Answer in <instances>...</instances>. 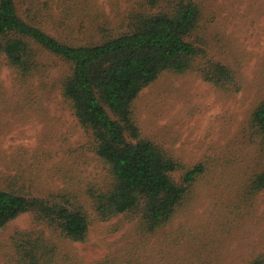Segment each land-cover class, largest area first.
Listing matches in <instances>:
<instances>
[{"label":"rangeland","instance_id":"1","mask_svg":"<svg viewBox=\"0 0 264 264\" xmlns=\"http://www.w3.org/2000/svg\"><path fill=\"white\" fill-rule=\"evenodd\" d=\"M53 1L51 15L40 20L50 33L68 35L61 22L67 7L75 12L69 23L84 20V32L97 6L116 24L141 0ZM197 1L198 41L208 58L234 70L237 87L217 86L196 70L165 72L135 101L144 136L188 166H207L187 204L153 234L139 232L124 215L96 219L85 241L67 239L25 212L0 228V264H20L23 235L46 240L51 264H247L264 256V190L249 185L264 169V145L248 124L264 97V0ZM83 32L73 37L82 40ZM37 59L23 78L0 53V183L48 198L71 193L90 207L87 190L105 188L109 177L62 96L69 65L41 48Z\"/></svg>","mask_w":264,"mask_h":264},{"label":"trees","instance_id":"2","mask_svg":"<svg viewBox=\"0 0 264 264\" xmlns=\"http://www.w3.org/2000/svg\"><path fill=\"white\" fill-rule=\"evenodd\" d=\"M53 2L0 0V53L23 78L38 66V48L69 65L61 82L62 96L91 137L109 181L105 188L87 190L90 207L71 193L48 198L28 194L13 182L0 183V228L31 212L72 241H85L94 220L119 215L135 222L141 233H156L187 204L207 166H188L144 136L135 101L165 72L196 70L217 86L237 87L235 72L208 58L200 45L202 9L197 0H141L116 24L97 6L98 12L89 16L91 27L84 32V20L69 23L75 12L67 7L61 22L72 31L68 35L50 33L40 20L51 15L46 11ZM75 30L83 32L82 40L73 37ZM248 124L264 145V97L252 108ZM249 185L252 192L264 190V169ZM17 241L20 264H51L45 259L52 253L45 239L23 235ZM247 264H264V256Z\"/></svg>","mask_w":264,"mask_h":264}]
</instances>
